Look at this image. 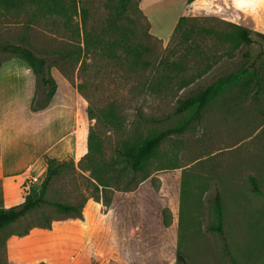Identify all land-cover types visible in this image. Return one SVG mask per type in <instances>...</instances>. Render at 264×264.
Masks as SVG:
<instances>
[{
    "label": "rangeland",
    "instance_id": "374dc122",
    "mask_svg": "<svg viewBox=\"0 0 264 264\" xmlns=\"http://www.w3.org/2000/svg\"><path fill=\"white\" fill-rule=\"evenodd\" d=\"M80 1L87 30L100 32L110 0ZM138 1L123 14L133 20L130 41L147 47L149 64L132 69L103 49L85 48L84 33L76 30L79 16L64 24L33 5L8 9L0 0V42H20L48 57L51 75L57 71L67 80L60 90L67 95L73 87L75 165L86 151L90 125L110 158L125 134L141 138L188 117L191 109L173 111L179 98L234 77L184 133L160 143L148 159L147 179L124 189L126 176L108 189L110 204L90 196L92 185L82 175L87 171L55 176L46 197L70 203L85 197L81 215L59 214L48 205L27 213L0 231V264H182L177 253L188 264L264 262V37L256 33L264 34V0H149L156 4L146 10L139 5L141 11ZM234 24L247 28L253 42H237ZM9 60L21 59L0 50V65ZM28 68L26 62L11 65L5 78L0 71L4 110L22 109ZM32 86L37 92L35 77ZM110 101L119 115L114 127L88 118V106ZM43 177L31 168L18 174L0 169V205L19 203ZM217 191L222 233L209 228L217 222ZM45 217L49 225L40 226Z\"/></svg>",
    "mask_w": 264,
    "mask_h": 264
},
{
    "label": "trees",
    "instance_id": "16d2710c",
    "mask_svg": "<svg viewBox=\"0 0 264 264\" xmlns=\"http://www.w3.org/2000/svg\"><path fill=\"white\" fill-rule=\"evenodd\" d=\"M130 1L110 0L107 3V7L110 8L109 15L104 28L98 33L87 30V8L80 0H1V3L8 9L33 5L40 14L61 18L64 24H70L74 16H79L81 27L76 24V30L78 34L80 30L83 31L85 48L93 45L98 49H103L111 58L119 59L129 64L132 69L137 67L145 68L149 64V61L143 57V52L147 50V47L130 41L131 30L128 20L129 22H133V20L127 19L123 14ZM123 18H126L124 20L127 22H124ZM234 25L237 28L235 37L237 42L246 44L253 42V38L247 28L237 24ZM256 33L264 37V34ZM93 42L94 44H92ZM0 50L11 53L12 56L20 58L29 65L30 70L35 75L36 86H39L37 92L35 90L31 98L30 109L37 110L45 107L55 93L57 86L54 77L49 71L48 57L35 53L23 43L14 41L0 42ZM233 81V76L220 78L204 85L189 96L179 98L173 111L179 113L191 109L192 113L188 117L174 126L151 132L141 138L137 133L130 136L125 134L116 147L115 155L110 158H107L104 154L102 137L94 125H90L88 129L86 151L80 157L77 165L74 164L71 157L57 159L46 154L43 155L46 167L40 186L36 190L26 193L19 203L10 206L0 205V231L27 213L45 205L51 206L59 214L81 215L83 203L86 200L85 197L78 203L50 200L46 197L49 182L63 172L81 175L82 172L87 171V175H82L86 176L88 183L92 185L93 194H90V196L94 197L95 200H101L105 205L110 204L111 199L107 194L108 189H112L115 186L118 187L120 181L126 176L124 189H129L132 181L137 183L147 179L150 175L148 159L154 154L160 143L171 135L184 133L193 119L200 118L201 112L207 103L223 86ZM86 112L89 119L94 118L103 125L114 127L116 123H119V115L116 112V105L113 101L108 102L101 108L88 106ZM136 173H140L138 180L135 179ZM252 182L255 187L254 179H252ZM213 203L217 222L209 226V228L222 233L223 209L218 191L214 195ZM49 219L45 217L39 225L47 227L50 222ZM177 257L182 264H188L179 253H177ZM260 264H264V262Z\"/></svg>",
    "mask_w": 264,
    "mask_h": 264
},
{
    "label": "crops",
    "instance_id": "0c3cea01",
    "mask_svg": "<svg viewBox=\"0 0 264 264\" xmlns=\"http://www.w3.org/2000/svg\"><path fill=\"white\" fill-rule=\"evenodd\" d=\"M138 3L142 9L146 10L155 5L156 1L139 0ZM16 63L25 64V61L9 60L0 65L2 78L7 75L6 71L11 70V65ZM53 76L58 85L55 93L45 107L31 110L32 84L35 76L29 67L25 77L27 96L22 109L17 112L3 108L2 96L4 94L6 96L7 87L2 80L0 88V169L2 174H18L31 168L37 175L43 177L46 167L43 155L57 159L78 155V127H74L75 93L72 87L71 92L65 95L60 90V86L66 88L67 80L57 71L53 72Z\"/></svg>",
    "mask_w": 264,
    "mask_h": 264
},
{
    "label": "built area",
    "instance_id": "2783aa9c",
    "mask_svg": "<svg viewBox=\"0 0 264 264\" xmlns=\"http://www.w3.org/2000/svg\"><path fill=\"white\" fill-rule=\"evenodd\" d=\"M29 181H37V177L36 176H30V178H28Z\"/></svg>",
    "mask_w": 264,
    "mask_h": 264
}]
</instances>
